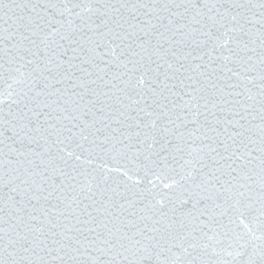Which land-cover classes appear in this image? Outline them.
<instances>
[{
  "label": "water",
  "instance_id": "obj_1",
  "mask_svg": "<svg viewBox=\"0 0 264 264\" xmlns=\"http://www.w3.org/2000/svg\"><path fill=\"white\" fill-rule=\"evenodd\" d=\"M49 2L60 3L61 0H15V3L21 6L17 11V16H23L22 21L9 19L11 13L7 12V6L11 4V0H3L6 7L0 11V78L3 79V83H0V259H3L5 264L9 262L8 252L12 251L7 247L9 226L11 223H19L12 219L17 213L9 207L8 203L9 187H11L9 185L10 176H19L20 179H29V181L34 179L38 184L43 180L44 187L48 191H52L50 185L53 182L55 185L63 186L62 193L57 191L47 199L33 200L31 203H27V197H24L23 203L17 205L22 209L18 215L24 217L25 222L28 221L27 213L32 212L33 208L37 209L33 214L39 218L32 222L37 228L44 220L40 213L45 209L50 213L51 223L57 225L54 231L60 232L65 227H81L76 224L73 209L66 207V204L75 196L78 200V207L74 206L76 212L81 210L90 212L97 222L111 221L108 224L109 228L120 229L129 235L138 229H145L147 235L159 237L167 231L166 226L172 220L182 219L185 224L191 225V217L181 216V213L186 210L181 208L180 201L200 191L196 189L195 184L201 180L206 181L209 172L215 171L213 184L217 189L221 185L226 187V182L231 180L227 174L229 169L221 167L231 161H220L214 166L211 158L204 156L207 152L206 144L217 148L222 155L226 154L223 148L214 142L216 140L214 133H208L213 137L212 141L205 140L201 143V139H198L203 131L202 125L207 127L215 123L214 117L207 115L209 123L205 124L206 114L203 105L208 102L209 112L215 113L217 117L224 120L233 118L232 111L242 110L240 106L235 105V101H246L247 104H253V100L246 99L248 94L259 99L256 96L258 88L251 84L248 85L251 93L241 96H236L234 93L244 92L243 87H228L229 84L238 83L236 77L229 79L231 73L224 70L225 65L233 70H239L238 65L233 62L237 58L233 53L239 50L236 44L229 39V36L238 34L229 33V36H223L221 35L223 28L218 26L214 28L213 31L220 36L221 42L224 40L229 42L225 47L216 50L211 59L206 54L209 46L202 44L201 41L206 39L202 35L207 31L206 25L211 24V21L206 18L211 14L208 13L209 8H218L220 12H223L225 8H230L235 13L240 11L235 5L243 3L246 6H255L253 10L259 13L260 0H71L69 7L73 4L80 5L74 9L75 12L80 13V16L72 17L74 25L77 26L73 39L80 47L95 48V44L90 43L88 38L93 41L100 40L99 33H105L108 29H111L113 33L135 32L131 39L126 38L123 42L113 36L105 35L104 43L97 49V52L103 55L95 58L98 68L93 67L91 63L82 64L84 53L79 51L73 53L71 50L77 47V44L59 41V37H56V40L62 44V47L51 44L45 48L44 44L40 43L43 36L41 31L32 36L21 28L20 31L29 35V40L21 41L19 34L15 41L7 39L9 31H14L19 25L27 23L28 13L24 10V5L31 8L33 4L47 6ZM153 9L156 11L145 15ZM37 11L40 12V8H37ZM41 14L44 15V13ZM149 21L150 25L146 27ZM117 22L123 25V28L117 27ZM129 25H136V27L133 29ZM231 26L229 24V27ZM141 28H146L147 36L140 30ZM246 28L253 31V39H255L259 25L247 24ZM66 30L72 31L67 26ZM159 33H163V36ZM141 38L146 42L144 52L137 47ZM109 39H113L114 45L117 46L115 57L109 50L107 44ZM244 39L248 38L244 37ZM30 40H34L35 44L30 43ZM13 43L17 44L15 49L12 48ZM157 47L162 53V58L158 59L156 55H152L153 62H150L148 56ZM250 47L256 49L255 52L246 53L247 56H252L256 64V70L250 75L258 77L260 52L258 41ZM230 49L233 51L230 52ZM10 51L11 55H9ZM131 52L144 56L141 63L145 67L157 69L159 65L158 70H150L145 74L144 69L137 66V70L113 79L114 75L125 72V68L120 65L121 61L140 60V56H132ZM32 53H37V55L34 56ZM240 55H245V53H240ZM225 56H229L230 59L224 60ZM13 57L15 59H12ZM49 59L52 61L50 64L47 63ZM30 60L33 63H27ZM196 65H200V68H196ZM46 66L48 70H44ZM80 66L86 68L91 75L82 73L79 70ZM127 68L132 69L133 65L128 64ZM99 69H104V71ZM65 72L71 80L63 75ZM142 74H144L145 83L141 85L138 79ZM33 76L38 80L39 86L30 91L28 81ZM45 77L48 79L45 80ZM81 81L84 83L83 87ZM255 83L259 84L258 78ZM9 84L12 85L11 88L8 87ZM165 84L168 86L167 89L164 88ZM57 89L59 92L56 91ZM38 92L42 94L37 96ZM48 93L52 94L48 95ZM228 93H233V95H228ZM81 94L83 99H81ZM222 100L232 103H218ZM197 103L201 105L200 112L202 113L198 118L199 123L193 124L185 121L184 125L178 129L179 132L185 133L186 143L181 145L183 152H176L172 150V145L164 144L165 140H170L173 144L177 143L175 134L170 133L164 136L162 132L163 128L172 127L167 124V117L171 116L172 119H175L177 115L183 117L189 108L194 112ZM212 103H217V108H212ZM158 104L167 106L168 111L165 115H159L163 109ZM221 106L224 111H220ZM30 109L47 112L48 117L41 116L37 120ZM255 109L250 116H246L245 120L241 121L246 130L244 131V143H248L247 137L255 141L253 144H248L251 156L247 157L244 145L239 144L241 138L238 137L239 151H236V156L244 153L246 159H236L233 164L238 172L243 170L255 181L254 184L246 179L240 181L252 184L253 202L251 208H248L245 207L248 201H242L237 208L229 211L223 218V223L228 224L230 218L231 228L247 233L248 230L244 228V224L240 223L243 219L244 223L252 229V233L248 235L254 234L255 237H259L261 233L258 229L257 209L259 208L261 153L258 149L260 146L259 126L262 122L259 117L258 103ZM147 113L153 114L148 115ZM21 115L24 116L23 123L31 120L29 126L32 129H35L37 125L40 126L39 133L35 131L30 133L35 137L36 142L30 143L28 139H24L21 143L15 137L9 139L12 136L11 125L21 123L19 120ZM236 118L239 119V117ZM191 119L193 117L190 115L188 120ZM177 124H181V121H177ZM224 127L223 123L219 126L221 133ZM197 128L201 130L195 131ZM67 129H71V133ZM232 131H240V129L229 127V132ZM188 133L192 135L189 136ZM57 135L60 139L72 135L70 144L59 145V147H67V150L80 155L79 161L75 160V156L69 158L58 151L54 143ZM82 136H87L88 139L83 140ZM153 138H155V144H153ZM218 139L224 140L225 136L221 135ZM78 143L82 144L83 148H77ZM228 143L231 144V141ZM162 144L165 151H161ZM9 146L14 147L18 152H23L24 155H18L15 152L10 154ZM236 148L237 145H232L229 151L232 152ZM200 149H204V152H200ZM35 153H42V155H35ZM61 156L64 158L61 159ZM211 156L215 154L212 153ZM201 157H204L205 166L203 168L195 163ZM247 159H251L252 162L247 163ZM9 160L12 161L11 164ZM186 161L193 163H186ZM117 168H122L123 171H116ZM45 169H47V179L39 175H28L31 172L43 173ZM61 170L66 176H61ZM124 172L128 175L125 176ZM156 176H160V179H156ZM68 177L75 179H68ZM181 177L185 179L181 180ZM15 183L19 184L20 181L16 180ZM164 184H169L170 187L165 188ZM73 185L75 191H73ZM89 186H91V192L88 191ZM20 187L24 188L26 185H20ZM205 187L208 186L205 185ZM201 194L204 193L201 192ZM12 195L16 194L12 193ZM41 195L47 197L48 192L45 191ZM16 199L21 200V196L16 195ZM161 199L164 201L163 204L159 203ZM206 203L210 209V216L219 218L218 213L221 209L213 210L212 200ZM215 203L223 205V197ZM86 205L87 208H85ZM105 210L110 215L106 214ZM141 217H146V219L142 220ZM87 218V216H80V219ZM157 219H162V223L154 225L153 221ZM154 226L160 228V233L147 231ZM49 228L48 222L44 221V231L48 232ZM21 230H23L22 225ZM172 231L174 232L175 228ZM208 234L212 235V232L209 231ZM69 235L77 234L71 232ZM85 235L88 234L85 233ZM136 238L141 239L139 236ZM254 242L260 243L258 239ZM23 255L25 254L19 253V256ZM124 256H127L124 264H134L136 257L131 252L125 253ZM124 256H121L119 260H124ZM203 259L214 261L217 257L209 254ZM224 259H230V257L225 255Z\"/></svg>",
  "mask_w": 264,
  "mask_h": 264
},
{
  "label": "snow or ice",
  "instance_id": "obj_2",
  "mask_svg": "<svg viewBox=\"0 0 264 264\" xmlns=\"http://www.w3.org/2000/svg\"><path fill=\"white\" fill-rule=\"evenodd\" d=\"M71 0H61L60 3H52L49 2L47 6L40 4H33L31 8H28L27 5H24L23 8L27 11V23L19 25L16 30L9 31L7 39L9 41H15L17 34H19L21 41L29 40V35H25L24 31H27L30 35L34 36L38 31L43 32V36L41 38L40 43L44 44L45 48H48L51 44H56L57 47H62L56 37H59V41H68L69 44H77V47L72 48L73 53L82 52L84 53V58L82 60V64L91 63L93 67H99L95 62V58L97 56H102L103 54L97 52L102 44L104 43L103 37L105 35L113 36L117 40H121L123 42L124 39H131L132 36L135 35L134 31H125L123 33L115 32L113 33L111 29H108L105 33H99L101 39L93 41L91 38L89 39L90 43L95 44V48L84 49L79 46L78 42L73 39V33L77 30V26L74 25L72 17H79L80 13L75 12L74 9L80 7L79 4H73L71 7L68 4ZM6 6L3 3V0H0V11H3ZM237 11L235 13L232 12V9L225 8L223 12L220 10L209 8L207 15V20L211 21V24L206 25L207 31L203 32L202 35L206 37L205 40L201 41L202 44L209 46L207 55L211 59L213 57V53L221 47H225L228 44V40L220 41V36L216 35L213 31L214 28H223L224 31L221 33L223 36H229V33L238 34L235 36H229V39L232 40L233 43L236 44L238 52H234L237 58L233 61L238 65L239 70H233V68L227 67L225 65L224 70L227 73H231V76L228 78L236 77L238 83L229 84V88H238L243 87L244 92H235L234 95L241 96L248 93H251V89L248 87L249 84L258 88L256 96L259 97L257 100L253 95L248 94L246 96L247 100H253V104H247L246 101H235V105L241 107V111H232V119L225 118L221 120L219 117L215 115V113L209 112V103L206 102L203 107L205 109V124L208 125L207 115H212L214 117V125H209L204 127L201 133V136L198 139H201V143L205 140L212 141L213 137L209 136L208 133H214L216 136V140L214 142L218 143L220 147L223 148V151L226 155H222L217 148L212 147L211 144H206L205 148H207V152L204 153L205 157H210L212 160V164L215 166L220 163V161H231V163H226L221 165V167H227L229 172L227 173L231 180L226 182L227 186L221 185L219 189L215 187L213 184V179L215 177V171L209 172L207 174V180H201L199 183L195 184L197 191L192 195H189L186 199H182L180 201L181 208L185 209V212L181 213V216L187 215L191 217V225H187L181 219L180 221L172 220L167 224V231L157 237L156 235H147L145 229H138L132 235H129L125 231H121L120 229L113 230L108 227V224L111 221H100L97 222L96 218L92 216L90 212L81 210L80 212L75 211V207H78V200L75 196L72 197L71 201L66 204V207L73 209V214L76 220L77 225H81V227H73L67 228L65 227L62 231L56 232L54 229L57 225L52 224L49 219L50 213L47 209L43 210L40 213V216H43L44 220L41 221V226L37 228L35 226L34 221L38 220V216L34 215L37 209L33 208L32 212L27 213L28 221L25 222L24 217L18 215L21 212V208L17 207V205L22 204L24 197H27V203H31L33 200L39 201L40 199H47L51 197L54 192H63L62 185H55L53 182L50 187L52 191H48L44 187L43 180L38 184L36 180L32 179H20L19 176H10L9 178V193L8 203L9 207L17 213L14 215L12 219L14 221H19V223H11L9 226L8 233V242L7 247L11 248L12 251L8 252L9 262L8 264H117L119 258L124 256L125 253L131 252L132 255L136 257L134 264H264V0H260L259 4V13L255 12L253 9L255 6L248 5L246 6L243 3H238L235 5ZM21 8L20 5L15 3V0H11V4L7 6V12L11 13L9 19L11 20H23V16H17V11ZM37 8H40V12L37 11ZM92 11L91 9H88ZM156 10H150L146 12L145 15H149ZM41 13H44L42 15ZM251 13V16H249ZM7 14V13H6ZM35 14V17H33ZM159 18V17H157ZM106 23V22H104ZM229 24L232 26L229 27ZM247 24H258L259 29L258 35L253 39V31L251 29L246 28ZM150 25V21L147 22L146 27ZM67 28H71L72 31L69 32L66 30ZM11 27V26H10ZM99 27V26H97ZM117 27L123 28V25L117 22ZM130 28L135 29L136 25H129ZM154 27V26H153ZM23 28L24 31H20ZM46 29V31H45ZM141 31L144 32L145 36L148 35L146 28H141ZM160 36H163V33H159ZM244 37L248 39L245 40ZM258 41L260 52L258 55V64H259V74L258 77L251 76L250 73L256 70V64L253 62L252 56H247V52H255L256 49L254 47H250V45L255 44ZM32 44H35L34 40L29 41ZM145 41L141 38V42L137 45L141 49L142 52L146 51ZM109 46V50L116 56V47L114 45L113 39H109L107 41ZM17 47L16 43L12 44V48L15 49ZM131 48V45H129ZM232 52L233 50H229ZM240 53H245V55H240ZM91 54V55H89ZM11 55V51L9 52ZM32 55H37V53H32ZM132 56H140V60H126L121 61L120 65L125 68L124 73H119L118 75H114L113 79H117L118 76L124 75L128 72L137 70V66L144 69V73L146 74L148 71H157L159 65H157V69H149L145 67L141 61L144 60V56L137 52H131ZM152 55H156L158 59L162 58V53L160 52L159 47H157L149 56L148 60H151ZM175 55V53H173ZM77 58V57H73ZM12 59H15L13 57ZM21 59H23L21 57ZM116 59H119L116 57ZM224 60H229V56L223 57ZM11 62V61H10ZM27 63L31 64L33 61H27ZM48 64L52 63L51 59L47 61ZM132 64L133 68L128 69L127 65ZM59 67V65H57ZM71 67V65H70ZM171 67V65H169ZM196 68H200V65H196ZM44 70H48L47 66ZM79 70L86 74L91 75L88 70L82 66L79 67ZM100 71H104V69H99ZM203 74V73H201ZM67 76L69 80L71 77L67 72L63 74ZM259 80V84L256 85V80ZM48 78L45 77V80ZM167 80L168 77L166 76ZM191 79V77H189ZM59 82V81H57ZM94 83V81H92ZM0 83H3V79L0 78ZM139 84L145 83L144 74H142L138 79ZM29 90L32 88L38 87V80L36 77H32L28 81ZM81 86H84L83 81H81ZM9 88L12 87L11 84L8 85ZM48 87V85H45ZM215 87V85H213ZM164 88L167 89V84L164 85ZM59 92V89L56 90ZM222 91V90H221ZM42 93L38 92L37 96ZM52 93H48L51 95ZM12 95V93H9ZM228 95H233V93H228ZM81 99H83V95L81 94ZM166 99V98H165ZM91 103V101H89ZM137 103H139L137 101ZM158 103V102H156ZM220 104H228L232 103L227 100H222L218 102ZM259 104V117L261 120V125L259 126L260 138H259V149L258 151L261 153L260 155V190L258 203L259 208L257 209L258 216V229L261 233L259 237H255L253 235H248L252 233V229L249 228L248 224H245L243 219L240 220L241 224H244V228L248 230L247 233H241L231 228L232 224L231 219L229 218V223L224 224L223 218L229 213V211L233 208H237L242 201H248L245 207L251 208L253 197H252V184L241 183V180H249L254 184L252 176L244 173L243 170L240 172L237 171L236 167H233L236 159L245 160L246 155L242 153L240 156H236V151H239V145L237 142V138H241L239 140V144H243L246 150L247 157L251 156V150L248 148V144H253L255 141L251 139V137H247L248 143H244V124L241 121L245 120L246 116H250L252 111L256 110L255 105ZM234 105V106H235ZM47 106V105H46ZM158 106L163 109V111L159 114L161 116L165 115L167 110V106L163 104H158ZM217 103H212V108H217ZM201 105L197 103L195 105V111L193 112L191 108L185 113L182 117L177 115L175 119H172L171 116L167 117V124H170L172 127H165L162 129L164 136L171 134H175L177 143L173 144L170 140H165L164 144L172 145V150L176 152H183L184 149L181 146L183 143H186L184 140L185 133L179 132V128L184 125V122L187 121L189 123L198 124L199 117L202 115L200 112ZM143 109H141L142 111ZM30 111H33L30 109ZM220 111H224V108L221 106ZM148 115H152L153 113H147ZM33 115L39 120L41 116L48 117L47 112H37L33 111ZM192 116L193 119L188 120L189 116ZM236 117H239L237 119ZM50 118V117H49ZM24 116L21 115L19 120L21 123H12L11 131L12 136L9 139L15 137L19 139L21 143L24 139H28L29 142H36L35 137L30 135L32 132L39 133L41 128L39 125L35 129H32L29 125L31 124V120L28 123H23ZM177 121H181V124H177ZM224 124L223 133L220 132L219 126ZM51 126V125H50ZM139 126V125H138ZM146 126V125H145ZM153 126H155V122H153ZM229 127L240 129V131H232L229 132ZM201 128L195 129V131H200ZM69 133H71V129H67ZM83 131V130H82ZM74 135V134H72ZM72 135L65 137L64 139H60L59 135H57V139L54 142L58 147V151L64 153L67 157L71 158L75 156V160L79 161L81 159L80 155H76L73 151L67 150V147H59V145L70 144L72 141ZM139 135V134H137ZM189 136L192 133H188ZM224 135V140H219V136ZM83 140H87V136H82ZM231 141V144L228 143ZM15 142V141H14ZM155 138H153V144H155ZM232 145H237L236 150L230 152L229 149ZM77 148H83L82 144H76ZM152 147V145H149ZM165 147L161 145V151H165ZM48 151V149H45ZM200 152H204V149H200ZM9 152L17 153L18 155H24L23 152H18L14 147L9 146ZM214 153L215 156H211ZM190 154V153H189ZM35 155H42V153H35ZM218 157V159H217ZM61 159L64 157L61 156ZM147 158V157H146ZM204 157L195 161V163L200 164L201 168L205 165L203 164ZM91 161H89L90 163ZM251 159H247V163H251ZM11 164L12 161L9 160ZM153 163H156L153 161ZM186 163H193L192 161H186ZM107 167V165H105ZM15 171V170H13ZM116 171H123L122 168H117ZM47 169L43 173L40 172H31L28 173L29 176H42L44 179H47ZM147 173V169H146ZM233 173H236L233 175ZM124 175L127 176L128 173L124 172ZM191 175V174H189ZM61 176H66V174L61 170ZM68 179H75L74 177H68ZM156 179H160V176H156ZM185 179V177H181V180ZM217 182H218V178ZM19 180L20 183L16 184L15 181ZM139 182V181H138ZM152 183V181H149ZM20 185H26V187L21 188ZM207 185L208 187H205ZM34 186V187H33ZM155 186V185H153ZM165 188L170 187L169 184H164ZM73 191H75V186H72ZM83 190V189H81ZM45 191L48 192L47 197L42 196L41 194ZM88 191L91 192V186L88 187ZM201 192L204 194L202 195ZM12 193L21 196V200L16 199V195H12ZM223 197V205L220 203H215L216 200H219ZM60 199V197H57ZM212 200L213 210L216 208L221 209L217 216H210V209L206 201ZM231 201V203H229ZM163 199L159 201V203L163 204ZM226 205V206H225ZM75 206V207H74ZM88 206L86 205L85 208ZM123 207V206H121ZM99 211V209H97ZM106 214L110 215V213ZM87 216V219H80V216ZM243 215V213H241ZM142 220L146 219V217H141ZM163 219V214H162ZM162 219H157L153 221L154 225H159L162 223ZM44 221H47L50 225L48 232L44 231ZM21 225L23 226V230H21ZM92 225V226H89ZM175 228L173 232L172 229ZM207 229V230H206ZM151 233H160V228L153 227L150 230ZM209 231L212 232V235H209ZM74 232L77 235H69V233ZM87 233L88 235H85ZM139 236L141 239H137ZM51 237V239H50ZM259 240L260 243L257 244L254 241ZM210 250V252H209ZM24 253L25 255L19 256V253ZM43 253V255H41ZM209 254L217 257L214 261H205L203 257L208 256ZM230 257V259H224V256ZM19 257V258H18ZM34 257V259H33ZM47 258V259H46ZM127 260V256H124V260H119V264H124V261ZM0 264H5L3 259H0Z\"/></svg>",
  "mask_w": 264,
  "mask_h": 264
}]
</instances>
